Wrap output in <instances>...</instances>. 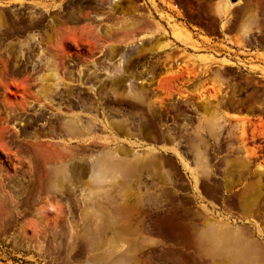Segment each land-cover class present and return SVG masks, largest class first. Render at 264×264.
<instances>
[{"label": "rangeland", "instance_id": "374dc122", "mask_svg": "<svg viewBox=\"0 0 264 264\" xmlns=\"http://www.w3.org/2000/svg\"><path fill=\"white\" fill-rule=\"evenodd\" d=\"M0 264H264V0H0Z\"/></svg>", "mask_w": 264, "mask_h": 264}, {"label": "flooded vegetation", "instance_id": "af4514ba", "mask_svg": "<svg viewBox=\"0 0 264 264\" xmlns=\"http://www.w3.org/2000/svg\"><path fill=\"white\" fill-rule=\"evenodd\" d=\"M144 60L139 64L137 61L138 57H133V67L131 69V73L134 76L132 82L137 84H145L146 90L148 92L156 91V87L154 86L155 78L159 73L158 70L165 68V59H156L155 56H152L148 53H145L142 57ZM144 76L143 80H137L136 77Z\"/></svg>", "mask_w": 264, "mask_h": 264}, {"label": "crops", "instance_id": "0c3cea01", "mask_svg": "<svg viewBox=\"0 0 264 264\" xmlns=\"http://www.w3.org/2000/svg\"><path fill=\"white\" fill-rule=\"evenodd\" d=\"M242 111H241V109H240V107H232L231 108V114L230 115H237L238 116V119H244L245 118V115H244V111L241 113ZM227 119H229V120H237V119H235V118H227ZM159 146V148L161 147V146H163V144H159L158 145ZM173 145H169V147H172Z\"/></svg>", "mask_w": 264, "mask_h": 264}, {"label": "bare ground", "instance_id": "6f19581e", "mask_svg": "<svg viewBox=\"0 0 264 264\" xmlns=\"http://www.w3.org/2000/svg\"><path fill=\"white\" fill-rule=\"evenodd\" d=\"M97 176H101V172L96 173Z\"/></svg>", "mask_w": 264, "mask_h": 264}]
</instances>
